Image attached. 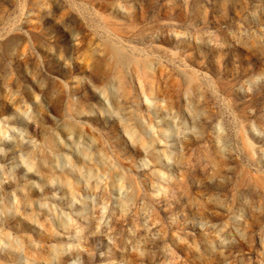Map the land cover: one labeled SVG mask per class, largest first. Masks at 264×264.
Segmentation results:
<instances>
[{
	"label": "rangeland",
	"instance_id": "1",
	"mask_svg": "<svg viewBox=\"0 0 264 264\" xmlns=\"http://www.w3.org/2000/svg\"><path fill=\"white\" fill-rule=\"evenodd\" d=\"M0 264H264V0H0Z\"/></svg>",
	"mask_w": 264,
	"mask_h": 264
}]
</instances>
